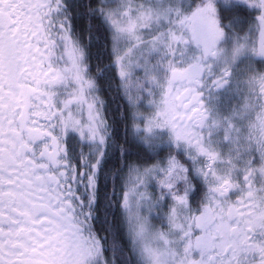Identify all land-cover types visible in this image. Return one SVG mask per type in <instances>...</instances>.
Returning a JSON list of instances; mask_svg holds the SVG:
<instances>
[{
  "label": "snow or ice",
  "instance_id": "1",
  "mask_svg": "<svg viewBox=\"0 0 264 264\" xmlns=\"http://www.w3.org/2000/svg\"><path fill=\"white\" fill-rule=\"evenodd\" d=\"M0 264H264V0H0Z\"/></svg>",
  "mask_w": 264,
  "mask_h": 264
},
{
  "label": "rangeland",
  "instance_id": "2",
  "mask_svg": "<svg viewBox=\"0 0 264 264\" xmlns=\"http://www.w3.org/2000/svg\"><path fill=\"white\" fill-rule=\"evenodd\" d=\"M220 95L222 96V94L220 93ZM222 107V105H220Z\"/></svg>",
  "mask_w": 264,
  "mask_h": 264
},
{
  "label": "trees",
  "instance_id": "3",
  "mask_svg": "<svg viewBox=\"0 0 264 264\" xmlns=\"http://www.w3.org/2000/svg\"><path fill=\"white\" fill-rule=\"evenodd\" d=\"M234 99H235V97H234ZM229 103H231V101Z\"/></svg>",
  "mask_w": 264,
  "mask_h": 264
}]
</instances>
